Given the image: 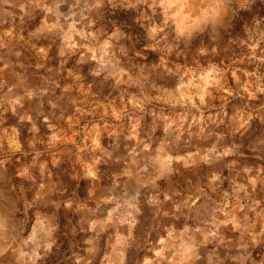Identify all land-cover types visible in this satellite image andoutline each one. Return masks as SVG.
Returning a JSON list of instances; mask_svg holds the SVG:
<instances>
[{
  "label": "rangeland",
  "instance_id": "1",
  "mask_svg": "<svg viewBox=\"0 0 264 264\" xmlns=\"http://www.w3.org/2000/svg\"><path fill=\"white\" fill-rule=\"evenodd\" d=\"M163 3L0 0V264H264V0Z\"/></svg>",
  "mask_w": 264,
  "mask_h": 264
},
{
  "label": "crops",
  "instance_id": "2",
  "mask_svg": "<svg viewBox=\"0 0 264 264\" xmlns=\"http://www.w3.org/2000/svg\"><path fill=\"white\" fill-rule=\"evenodd\" d=\"M151 181L147 182H137L133 188L134 193V204H135V213L141 220V226L146 228V233L150 229V221L154 218L155 220L161 219L162 221L172 219L171 211L166 209V207L172 203H179L177 197H182V193L189 192L190 195H195L190 191L189 187H183L181 192L177 190V185L173 181H168L167 177L164 175H154ZM166 178V179H165ZM171 188L166 189V186L169 185ZM131 186H117L116 189L120 188L123 195L127 196L129 193L127 189ZM126 188V189H125ZM194 205V204H192ZM165 225L161 224V227ZM168 232L171 228L167 229ZM174 230V228L172 229ZM167 242V241H165ZM184 252L181 250H175L171 246L166 244H159L153 248L152 255L148 259L146 264H174L173 262L179 260L183 262L186 259L184 258ZM182 259V260H180ZM185 264V263H183ZM193 264V263H187Z\"/></svg>",
  "mask_w": 264,
  "mask_h": 264
},
{
  "label": "clouds",
  "instance_id": "3",
  "mask_svg": "<svg viewBox=\"0 0 264 264\" xmlns=\"http://www.w3.org/2000/svg\"><path fill=\"white\" fill-rule=\"evenodd\" d=\"M179 6L182 10L186 6V0H164L162 7H164L167 12L169 9ZM218 15V12L215 8L209 7V9L205 10L198 18L192 20L190 23L188 22V17L185 16L180 21V34H184L185 31L189 33L192 30L198 29L201 24L205 23L209 18H213ZM181 16V12H175L172 14V19H177Z\"/></svg>",
  "mask_w": 264,
  "mask_h": 264
}]
</instances>
